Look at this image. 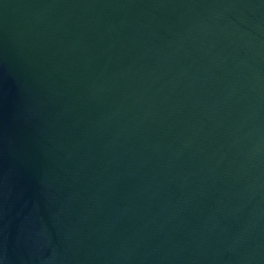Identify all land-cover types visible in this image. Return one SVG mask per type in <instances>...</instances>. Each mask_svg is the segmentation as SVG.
I'll return each instance as SVG.
<instances>
[{"label":"water","instance_id":"95a60500","mask_svg":"<svg viewBox=\"0 0 264 264\" xmlns=\"http://www.w3.org/2000/svg\"><path fill=\"white\" fill-rule=\"evenodd\" d=\"M0 264H264V0H0Z\"/></svg>","mask_w":264,"mask_h":264}]
</instances>
